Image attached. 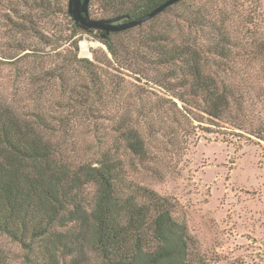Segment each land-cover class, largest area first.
<instances>
[{"label": "trees", "instance_id": "trees-1", "mask_svg": "<svg viewBox=\"0 0 264 264\" xmlns=\"http://www.w3.org/2000/svg\"><path fill=\"white\" fill-rule=\"evenodd\" d=\"M164 1L106 0L113 18L129 20ZM184 1L173 6L181 7ZM0 3L5 7L4 24L14 36L29 30L54 52L30 53L40 58L35 77L37 84L44 83L42 94L56 87L70 96L64 103L63 99H41L37 91L38 99L35 96L29 104L25 100L23 106L22 100L15 102L0 89V234L21 245L29 264H90L91 260L98 264H205L194 252L195 243L177 204L133 182L125 159L117 153L122 148L140 163L145 160L137 119L148 120V128H155L154 121L166 126L156 116L164 113L160 99L148 101L138 95L136 121L128 112L114 114L108 107L111 102L105 101L113 84L107 70L119 75L130 72L161 87L173 110L189 116L198 127L206 122L216 135L224 129L245 142H264V102L258 95L251 96L255 88L234 85L228 71L207 64L210 51L203 32L211 21L201 11L199 0L178 18L183 26L177 36L161 22L108 34L82 30L58 0L53 15L67 17L69 32L58 38L42 35L23 16L16 21V0ZM186 30L201 33L205 42L186 38ZM79 32L93 34L105 53H93L90 59L78 57V40L72 38ZM68 40H72L69 49L56 52ZM20 41L9 46L17 53L29 50ZM4 59L0 53V65ZM258 106L262 109L256 111ZM108 111L114 114L111 119L104 115ZM82 119L93 127L100 120L111 121L117 133L111 143L115 150H100L94 161L74 165L65 153L63 134ZM0 264H5L1 258Z\"/></svg>", "mask_w": 264, "mask_h": 264}, {"label": "rangeland", "instance_id": "rangeland-1", "mask_svg": "<svg viewBox=\"0 0 264 264\" xmlns=\"http://www.w3.org/2000/svg\"><path fill=\"white\" fill-rule=\"evenodd\" d=\"M61 1L66 11L67 0ZM193 1L197 0H185L181 7L172 6L143 26L161 22L177 36L183 26L178 18L189 11ZM57 2L16 0V21L23 16L25 22L27 19L34 23L42 35L65 37L69 33L68 19L63 14L53 15ZM199 3L201 11L211 21L203 32L208 38L205 48L210 51L208 66L228 71L229 82L234 85L254 87L251 96L258 95V100L264 102V0H199ZM111 10L106 0L89 1L88 14L92 19H112ZM4 13V4L0 3V53L5 55V63L0 65L1 93L3 91L15 102L22 100L23 106L27 105L25 100L28 104L30 99L35 100L37 91L41 99H63L65 103L70 97L67 93L62 95L56 87H50L49 92L42 94L44 83L36 81L40 58L30 53L44 49L43 52L53 55L50 46L40 44L29 30L14 36L4 24ZM183 33L188 39L205 42L203 35L195 30ZM72 40H78L80 58H86L80 50L84 42L89 44L90 58L93 53H105L103 44L91 33L79 32ZM72 40L63 41L56 52L69 49ZM13 41L24 43L29 50L17 53L9 46ZM25 53L27 57L23 56ZM107 76L113 84L105 101L111 102L108 107L114 114L128 112L136 121L138 95L148 101L160 99L158 101L164 106V113L156 115L166 121L164 127L154 121L155 128H148V120L137 119L146 150L142 163L122 148L117 151L127 163L129 178L177 204V211L195 243L194 252L205 264H264V142H245L224 129L216 135L206 122L198 127L189 116L173 110L167 102L170 97L161 87L141 81L130 72L119 75L109 69ZM258 109L262 106L256 111ZM145 113L141 111L142 115ZM114 114L104 112L106 119ZM93 126L82 119L73 128L69 125L71 130L63 134L65 153L74 165L94 161L100 150H115L111 143L117 133L112 122L100 120ZM24 256L21 245L0 234V258L5 264H29ZM89 263L98 264L94 260Z\"/></svg>", "mask_w": 264, "mask_h": 264}, {"label": "water", "instance_id": "water-1", "mask_svg": "<svg viewBox=\"0 0 264 264\" xmlns=\"http://www.w3.org/2000/svg\"><path fill=\"white\" fill-rule=\"evenodd\" d=\"M89 1L90 0H67V13L69 17L82 30L96 29L108 34L135 28L156 17L164 9L175 5L180 0H166L156 8H154L152 11L132 20L127 19V17H116L112 19H92L88 14ZM123 19L125 21H123ZM82 54L85 55L84 53ZM85 56L86 58L90 59V54H86Z\"/></svg>", "mask_w": 264, "mask_h": 264}, {"label": "bare ground", "instance_id": "bare-ground-1", "mask_svg": "<svg viewBox=\"0 0 264 264\" xmlns=\"http://www.w3.org/2000/svg\"><path fill=\"white\" fill-rule=\"evenodd\" d=\"M88 43L84 42L81 46V50H82V53H84L85 55L87 54L88 55Z\"/></svg>", "mask_w": 264, "mask_h": 264}]
</instances>
